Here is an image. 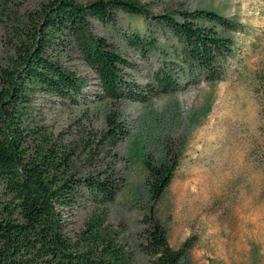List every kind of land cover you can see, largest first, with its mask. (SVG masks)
Here are the masks:
<instances>
[{
  "label": "rangeland",
  "instance_id": "obj_1",
  "mask_svg": "<svg viewBox=\"0 0 264 264\" xmlns=\"http://www.w3.org/2000/svg\"><path fill=\"white\" fill-rule=\"evenodd\" d=\"M49 1L54 0H0V66L13 55L9 30L37 22ZM140 1L155 16L213 10L236 22L240 32L226 37L237 58L224 80L195 81L183 74L184 64L174 59L182 44L162 26L115 10L114 22L93 21L92 28L134 64L128 80L156 87L153 77L165 65L179 76V89L147 102L112 104L102 99L96 75L78 52L69 51L61 62L86 85L83 95L76 103L38 95L36 122L71 151L78 177L116 179L117 198L102 207L103 217L132 264H153L144 248L152 218L164 226L173 250L193 243L183 264H264V0ZM133 33L147 43L155 39V47L134 49L128 42ZM114 113L128 135L101 144ZM167 154L177 158L178 168L155 204L145 163ZM95 212L101 211L88 205L68 215L67 235L74 243Z\"/></svg>",
  "mask_w": 264,
  "mask_h": 264
},
{
  "label": "trees",
  "instance_id": "obj_2",
  "mask_svg": "<svg viewBox=\"0 0 264 264\" xmlns=\"http://www.w3.org/2000/svg\"><path fill=\"white\" fill-rule=\"evenodd\" d=\"M120 10L162 26L182 44L174 59L181 72L193 80L223 81L230 62L237 58L226 33L240 32L236 22L213 10L179 11L153 15L140 0H54L44 4L37 22L11 28L13 55L0 66V264H132L117 242V233L106 226L102 207L115 202L118 182L112 175L80 178L74 172L71 151L55 142L36 122L38 95L76 103L85 84L61 58L76 51L98 81L102 99L112 104L147 102L157 94L175 92L180 78L168 66L156 71L152 84L128 80L133 63L104 37L95 34L92 22L115 21ZM32 18V17H31ZM34 20V19H33ZM136 50L155 47L136 33L128 38ZM108 118L106 143L124 140L128 131ZM178 160L167 154L147 161V191L157 204L170 187ZM92 205L96 211L74 243L67 235L68 215ZM144 248L153 264H183L193 247L188 241L173 250L160 221L152 218L144 235Z\"/></svg>",
  "mask_w": 264,
  "mask_h": 264
}]
</instances>
